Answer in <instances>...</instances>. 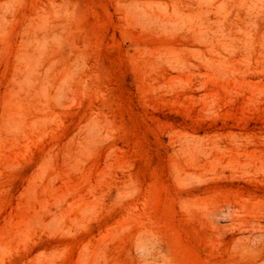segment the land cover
Segmentation results:
<instances>
[{
    "label": "rangeland",
    "instance_id": "rangeland-1",
    "mask_svg": "<svg viewBox=\"0 0 264 264\" xmlns=\"http://www.w3.org/2000/svg\"><path fill=\"white\" fill-rule=\"evenodd\" d=\"M0 264H264V0H0Z\"/></svg>",
    "mask_w": 264,
    "mask_h": 264
}]
</instances>
